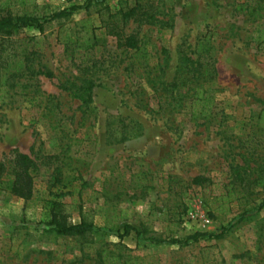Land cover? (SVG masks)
<instances>
[{"label":"rangeland","instance_id":"rangeland-1","mask_svg":"<svg viewBox=\"0 0 264 264\" xmlns=\"http://www.w3.org/2000/svg\"><path fill=\"white\" fill-rule=\"evenodd\" d=\"M88 1L0 0V16L40 19L83 6L44 32L0 35V159L18 151L38 165L30 200L10 192L11 176L0 184V264H98L100 253L105 264H264V0H138L152 2L153 17L125 25L140 39L131 51L102 26L104 7L115 12L120 0ZM181 51L214 60L216 77L202 84L207 117L192 107L190 85L179 95L169 86ZM86 81L90 104L71 86ZM47 156L57 159L44 165ZM197 176L208 181L195 185ZM52 200L101 232H48L40 222ZM126 225L135 230L121 239ZM223 229L186 247L136 233Z\"/></svg>","mask_w":264,"mask_h":264},{"label":"trees","instance_id":"trees-1","mask_svg":"<svg viewBox=\"0 0 264 264\" xmlns=\"http://www.w3.org/2000/svg\"><path fill=\"white\" fill-rule=\"evenodd\" d=\"M104 0H96L99 4H103ZM91 4V0L88 1L86 7L88 8ZM83 8V6H72L68 10H63L57 12L47 18L40 19L34 16H0V35L11 36L16 31L27 28L30 26H35L40 32H44L46 23L52 22L54 20L68 18L72 16L74 11ZM107 13V17L103 20V27L106 30L107 37L112 38L115 41V46L123 51L137 50L139 48L140 39L137 34L127 33L125 31V25L129 21L141 22L144 19L152 18V14L149 12V8H152V2L142 3L138 0H120L119 8L117 11L112 12L108 7H104ZM264 33V32H262ZM261 39V36H260ZM88 47H93L89 44ZM199 48L197 47V52ZM179 60V65L174 76L172 83L169 85L173 88V95L180 94V88L189 86L191 87V94L188 97L192 99V107L199 106L200 115L207 117L208 113H205V107L211 100L207 96H204L205 90L202 87L203 83L210 82L216 77V68L214 67V60L205 56V62L201 60L202 55L193 59L188 56L184 51ZM207 61V62H206ZM72 88H75L74 93L76 98H78L83 104H90L93 101V89L94 84L91 81H86L82 85L71 84ZM195 113V110L192 111ZM127 136H122L116 142L126 141ZM10 160L6 162L0 159V184L4 183L7 176L11 178L7 181L8 189L10 192L21 198L23 200H30L34 194V178L35 171L38 168L37 162L31 158L29 155L13 151L10 156ZM52 159H57L56 156H47L44 165H49ZM61 169L56 166L53 171V177L55 178V183H60ZM5 177V178H4ZM207 178L203 176H197L193 179V184L202 185ZM256 210H264V200L259 204ZM48 218L41 221L40 224L48 232L55 233L56 235L63 238H85L92 236L101 232L102 228L97 226L92 221L81 220L78 223H74L69 220V215L64 209L63 203L52 200L48 204ZM135 230L131 225H126L124 227V232L121 233L117 230V235L119 238L123 239L130 235V232ZM225 229L219 234H207L202 232H196L194 234L188 235L184 238H173V239H163L157 237L143 238V234L137 231V239L139 242L144 244H151L154 246L161 245H177L180 247L190 246L194 243L199 242L202 239H218L221 238ZM105 256L102 253L98 256V264H105ZM122 264H129L128 262H121ZM72 264H82V260H73Z\"/></svg>","mask_w":264,"mask_h":264}]
</instances>
